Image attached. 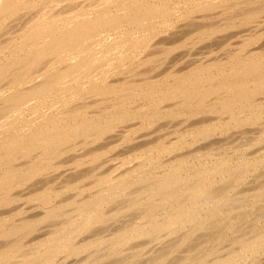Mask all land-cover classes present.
Returning a JSON list of instances; mask_svg holds the SVG:
<instances>
[{"label": "bare ground", "instance_id": "1", "mask_svg": "<svg viewBox=\"0 0 264 264\" xmlns=\"http://www.w3.org/2000/svg\"><path fill=\"white\" fill-rule=\"evenodd\" d=\"M263 250L264 0H0V264Z\"/></svg>", "mask_w": 264, "mask_h": 264}, {"label": "rangeland", "instance_id": "2", "mask_svg": "<svg viewBox=\"0 0 264 264\" xmlns=\"http://www.w3.org/2000/svg\"><path fill=\"white\" fill-rule=\"evenodd\" d=\"M255 183H256V182H255ZM263 252H264V250H263L261 253H263ZM259 257H260V259H259ZM257 258H258L259 260H258ZM261 258H262V259L264 258V253H263V254H259V255L256 257V259L251 260L250 263L252 262L251 264H258V261H259V262L261 261L262 263H260V264H263V260H261ZM250 263H248V264H250Z\"/></svg>", "mask_w": 264, "mask_h": 264}]
</instances>
